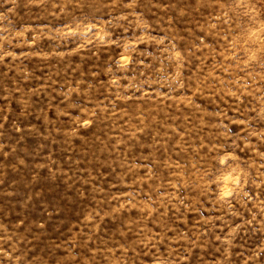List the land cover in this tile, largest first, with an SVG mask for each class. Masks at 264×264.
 Returning a JSON list of instances; mask_svg holds the SVG:
<instances>
[{"label":"rangeland","instance_id":"374dc122","mask_svg":"<svg viewBox=\"0 0 264 264\" xmlns=\"http://www.w3.org/2000/svg\"><path fill=\"white\" fill-rule=\"evenodd\" d=\"M0 264H264V0H0Z\"/></svg>","mask_w":264,"mask_h":264}]
</instances>
